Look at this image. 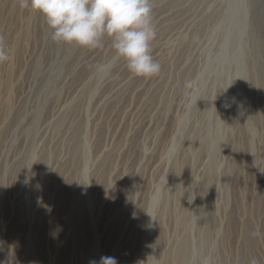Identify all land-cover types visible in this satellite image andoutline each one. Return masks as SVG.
Segmentation results:
<instances>
[{"label":"rangeland","instance_id":"1","mask_svg":"<svg viewBox=\"0 0 264 264\" xmlns=\"http://www.w3.org/2000/svg\"><path fill=\"white\" fill-rule=\"evenodd\" d=\"M152 5L144 79L0 0V264H264V0Z\"/></svg>","mask_w":264,"mask_h":264},{"label":"clouds","instance_id":"2","mask_svg":"<svg viewBox=\"0 0 264 264\" xmlns=\"http://www.w3.org/2000/svg\"><path fill=\"white\" fill-rule=\"evenodd\" d=\"M18 5L44 18L56 44L92 51L103 48L105 39L110 40L115 55L105 66L107 71L123 60L136 78L151 79L160 74L161 66L151 55L157 35L152 0H18ZM9 59L0 36V64ZM100 264L117 261L102 257ZM249 264H257V260L252 258Z\"/></svg>","mask_w":264,"mask_h":264},{"label":"bare ground","instance_id":"3","mask_svg":"<svg viewBox=\"0 0 264 264\" xmlns=\"http://www.w3.org/2000/svg\"><path fill=\"white\" fill-rule=\"evenodd\" d=\"M257 35V34H256ZM259 35L261 37V48L260 51L264 54V25H261V27L259 28ZM259 37V36H258ZM257 40V39H256ZM255 44V43H254ZM255 50V49H254ZM259 51V50H258ZM264 67V64H263Z\"/></svg>","mask_w":264,"mask_h":264}]
</instances>
